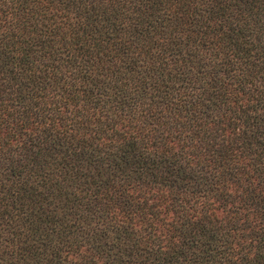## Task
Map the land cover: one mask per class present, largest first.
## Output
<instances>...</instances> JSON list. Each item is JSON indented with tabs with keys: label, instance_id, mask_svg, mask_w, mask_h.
<instances>
[{
	"label": "trees",
	"instance_id": "obj_1",
	"mask_svg": "<svg viewBox=\"0 0 264 264\" xmlns=\"http://www.w3.org/2000/svg\"><path fill=\"white\" fill-rule=\"evenodd\" d=\"M0 264H264V0H0Z\"/></svg>",
	"mask_w": 264,
	"mask_h": 264
}]
</instances>
